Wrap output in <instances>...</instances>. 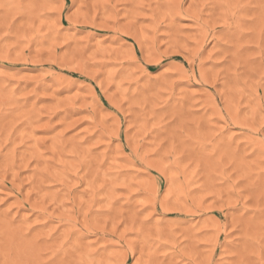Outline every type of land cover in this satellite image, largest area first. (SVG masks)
I'll list each match as a JSON object with an SVG mask.
<instances>
[{"label": "rangeland", "instance_id": "obj_1", "mask_svg": "<svg viewBox=\"0 0 264 264\" xmlns=\"http://www.w3.org/2000/svg\"><path fill=\"white\" fill-rule=\"evenodd\" d=\"M0 264H264V0H0Z\"/></svg>", "mask_w": 264, "mask_h": 264}]
</instances>
